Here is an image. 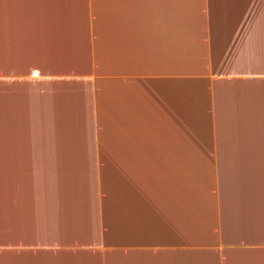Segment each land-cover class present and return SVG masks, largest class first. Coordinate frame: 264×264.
Returning <instances> with one entry per match:
<instances>
[{
	"label": "crops",
	"instance_id": "0c3cea01",
	"mask_svg": "<svg viewBox=\"0 0 264 264\" xmlns=\"http://www.w3.org/2000/svg\"><path fill=\"white\" fill-rule=\"evenodd\" d=\"M0 264H264V0H0Z\"/></svg>",
	"mask_w": 264,
	"mask_h": 264
}]
</instances>
